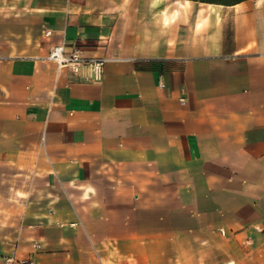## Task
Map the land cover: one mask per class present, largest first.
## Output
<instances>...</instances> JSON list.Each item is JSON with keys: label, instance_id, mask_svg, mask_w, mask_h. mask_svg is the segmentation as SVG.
I'll return each instance as SVG.
<instances>
[{"label": "crops", "instance_id": "obj_1", "mask_svg": "<svg viewBox=\"0 0 264 264\" xmlns=\"http://www.w3.org/2000/svg\"><path fill=\"white\" fill-rule=\"evenodd\" d=\"M0 187V264H264V0H0Z\"/></svg>", "mask_w": 264, "mask_h": 264}, {"label": "built area", "instance_id": "obj_2", "mask_svg": "<svg viewBox=\"0 0 264 264\" xmlns=\"http://www.w3.org/2000/svg\"><path fill=\"white\" fill-rule=\"evenodd\" d=\"M48 58L59 67H68L73 71H78L82 67L90 69L92 78L99 80L102 74L104 61L102 59L84 58L80 49H74L71 53L65 54L63 45L53 46ZM7 264H33L31 261H15L12 258L6 259Z\"/></svg>", "mask_w": 264, "mask_h": 264}, {"label": "rangeland", "instance_id": "obj_3", "mask_svg": "<svg viewBox=\"0 0 264 264\" xmlns=\"http://www.w3.org/2000/svg\"><path fill=\"white\" fill-rule=\"evenodd\" d=\"M6 193L7 191H0V239H8L13 242L14 238L19 234V211L22 207L23 199L17 198V193L13 197L9 196L7 198ZM4 247L8 249L15 248L12 244Z\"/></svg>", "mask_w": 264, "mask_h": 264}, {"label": "trees", "instance_id": "obj_4", "mask_svg": "<svg viewBox=\"0 0 264 264\" xmlns=\"http://www.w3.org/2000/svg\"><path fill=\"white\" fill-rule=\"evenodd\" d=\"M200 2H207V3H215L221 5H232L246 0H194Z\"/></svg>", "mask_w": 264, "mask_h": 264}]
</instances>
